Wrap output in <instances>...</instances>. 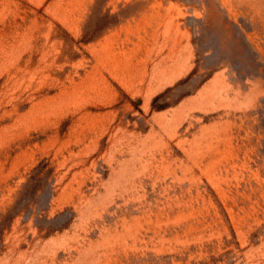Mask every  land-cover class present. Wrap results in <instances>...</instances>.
<instances>
[{"label":"rangeland","instance_id":"obj_1","mask_svg":"<svg viewBox=\"0 0 264 264\" xmlns=\"http://www.w3.org/2000/svg\"><path fill=\"white\" fill-rule=\"evenodd\" d=\"M0 264H264V0H0Z\"/></svg>","mask_w":264,"mask_h":264}]
</instances>
